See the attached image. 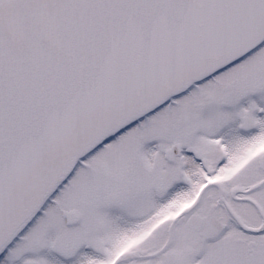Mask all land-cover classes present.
Wrapping results in <instances>:
<instances>
[{
  "label": "snow or ice",
  "instance_id": "snow-or-ice-1",
  "mask_svg": "<svg viewBox=\"0 0 264 264\" xmlns=\"http://www.w3.org/2000/svg\"><path fill=\"white\" fill-rule=\"evenodd\" d=\"M0 264H264V0H0Z\"/></svg>",
  "mask_w": 264,
  "mask_h": 264
}]
</instances>
